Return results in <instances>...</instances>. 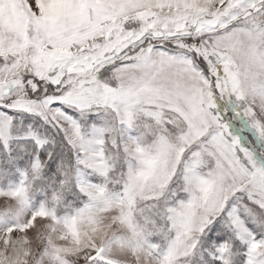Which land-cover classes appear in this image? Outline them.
I'll list each match as a JSON object with an SVG mask.
<instances>
[{"label": "snow or ice", "instance_id": "obj_1", "mask_svg": "<svg viewBox=\"0 0 264 264\" xmlns=\"http://www.w3.org/2000/svg\"><path fill=\"white\" fill-rule=\"evenodd\" d=\"M0 264H264V0H0Z\"/></svg>", "mask_w": 264, "mask_h": 264}]
</instances>
